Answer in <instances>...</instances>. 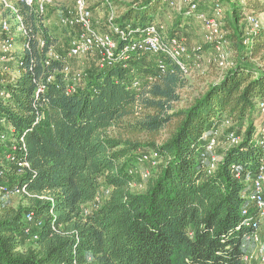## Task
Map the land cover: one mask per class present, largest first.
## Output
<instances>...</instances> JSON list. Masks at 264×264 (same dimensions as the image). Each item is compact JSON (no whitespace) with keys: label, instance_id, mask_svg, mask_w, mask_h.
Returning a JSON list of instances; mask_svg holds the SVG:
<instances>
[{"label":"trees","instance_id":"16d2710c","mask_svg":"<svg viewBox=\"0 0 264 264\" xmlns=\"http://www.w3.org/2000/svg\"><path fill=\"white\" fill-rule=\"evenodd\" d=\"M172 2L122 3L119 16L114 0H106L107 20L114 13L119 28L146 26ZM196 3V13L179 8L176 25L184 15L200 18L204 9L219 7L228 64L216 61V80L183 109L176 106L189 86V61L204 52L219 57L222 41L189 50L187 73L164 56L143 55L93 71L71 94L63 73L67 60L49 55L56 40L47 24L53 6L39 15L23 3L15 4L17 12L0 3L1 34L7 39L18 33L23 43L13 78L0 74V149L8 162L0 167L1 183L20 191L24 203L14 207L0 194V264H244L256 221L243 212L252 210L250 184L264 165L258 108L264 102V23L254 31L248 18L259 20L264 5ZM18 17L27 35L19 31ZM11 55L2 52L8 62ZM42 82L46 91L37 96ZM230 134L238 138L234 145ZM205 137L224 145L213 170ZM145 155L155 163L151 174L142 171ZM140 186L143 191H133ZM102 193L99 207H87ZM29 213L35 215L32 225Z\"/></svg>","mask_w":264,"mask_h":264},{"label":"built area","instance_id":"2783aa9c","mask_svg":"<svg viewBox=\"0 0 264 264\" xmlns=\"http://www.w3.org/2000/svg\"><path fill=\"white\" fill-rule=\"evenodd\" d=\"M57 1L58 0H0V3L14 12H17L15 4L23 3L27 7L34 9L37 14L44 15L47 9L54 6ZM109 1L110 0H107V2ZM184 2L189 7V14L198 11L196 0H184ZM221 14L222 10L218 7L215 10L216 16L211 18H207L205 15L200 16V19L206 24V29L209 31V36L207 38L209 41L223 39L220 23L216 20ZM114 18L115 15L112 13L108 19V22L111 24L110 31L112 34L100 33L94 26L93 15L89 9L87 0H75V6L61 12L59 20L61 26L75 30V35L72 37L68 47V57L80 58L82 56L95 54L100 61V68L102 69L112 67L114 64L121 61L128 63L138 56L149 55L157 57L161 55L172 60L182 71L187 73L184 58L189 56V50L180 39L168 36L165 33L164 26L153 23L138 27L128 26L123 29L113 24ZM17 20L19 23V31L27 35L22 19L18 17ZM248 21L254 31L261 25L260 21L253 17H249ZM3 30L9 31V26L6 22L3 23ZM40 45L44 46V42L40 41ZM14 49L15 39L13 37L5 39L2 52L9 54L14 52ZM197 50H199V48ZM222 50V45L217 47V51L221 53L219 64L224 66V59L227 57V54H224ZM49 55L56 59H63L54 52V48L49 50ZM159 67L163 72L165 71V64L163 61H159ZM68 69L69 68H65L63 72L66 76H68ZM53 79L54 77L50 76L47 79V83H51ZM138 86L139 83L134 84L135 88ZM46 87V84L43 82L39 83L37 96L46 91ZM76 90L77 89L72 85L67 86L68 93H75ZM258 108L264 121V102H260ZM207 139V153L210 160V169L213 170L217 161L215 155L217 139L216 137ZM227 139L230 145H234L238 142V138L234 134H230ZM150 159L151 157L148 155L143 157L144 161H149ZM2 179L3 174L0 173V194L8 196L11 194V190L8 186L1 183ZM250 189L251 193L247 196V199L252 205V210L246 209L243 214L248 218L253 214L256 224L254 225V232L248 239L249 244L245 247L246 253L243 258V263L264 264V234H261L262 229H264V165L260 168L257 177L251 181ZM16 193L19 194L20 191H16ZM26 221L30 225L35 223L34 213L27 214ZM37 225L40 226L39 223H37ZM26 234H32L30 228L26 230ZM32 237L33 240L38 238L36 234ZM251 244L254 245V252L249 254V247Z\"/></svg>","mask_w":264,"mask_h":264},{"label":"rangeland","instance_id":"374dc122","mask_svg":"<svg viewBox=\"0 0 264 264\" xmlns=\"http://www.w3.org/2000/svg\"><path fill=\"white\" fill-rule=\"evenodd\" d=\"M69 5V9L73 8L75 6V0H66ZM134 0H114V11L116 15H121V12L123 11L120 5L124 4H131ZM175 5H172V7H167L161 14H158L156 21L154 24H159L164 26L165 33L170 36L173 35V31L177 34L178 38L186 45L188 50H192L193 48L196 49L201 44L208 41L209 31L206 29V24L204 21L197 16L192 17H186L185 15L181 17L182 21L178 22L179 24L176 25L175 19L179 16V8H185L187 7V4H185L184 0H172ZM261 3L264 5V0H260ZM88 4L91 6V10L93 12L94 17V23L95 28L100 33H107L110 34V25L107 20V7H106V0H87ZM118 5L120 8H118ZM61 8V3L58 4V6H55L51 8L48 11L47 18L50 19V22L48 21L47 24L50 27L51 32L56 37L55 39V45H54V52L58 55H60L62 58H65L67 60V66L66 68H69L68 70V76H67V83L68 85H72L74 88L77 89L79 83L83 82L84 80L88 79V76L91 75V73L95 70H98L100 68V61L98 57L95 54L88 55V56H82L80 58H70L68 57V47L70 44V41L72 37L75 35V30L73 29H67L60 25L59 19L61 12H58ZM227 8L223 7L224 15H226ZM0 12H5L0 8ZM205 16L207 18H211L216 16L215 12H212L211 9L206 8L204 9ZM259 18L260 23H264V13H257L256 14ZM1 13H0V19H1ZM186 17V18H185ZM11 18V17H10ZM217 22L222 21L220 19V16L217 17ZM12 27H14V31L17 30V26L15 25V21L13 20L11 22ZM180 24H182L180 26ZM180 26V27H179ZM16 33V31H15ZM112 34V33H111ZM21 36L16 33L14 39H15V49L14 52H12L11 59L9 62L7 60H3L2 56V50L3 45L5 42L4 36L0 32V74L6 73L11 78H13L15 70V61L16 57L19 54V58L23 57V43L20 38ZM216 39V38H214ZM225 39V38H223ZM220 39H216L215 41H222V47H224V41ZM223 51V50H222ZM224 52V51H223ZM226 54V52H224ZM230 56V55H229ZM195 58V57H194ZM151 57L147 60V63L152 61ZM198 58H191V61H189V68L190 73L188 76L189 79V86L181 91L182 99L181 102H179L176 106L177 109H183L185 108L187 101H189L191 98L198 95L200 92H204L207 88V86L216 80V75L220 73V71L217 69V66L215 64L216 61H219V57L215 55V53L208 54L207 52L202 53L200 55V59ZM228 56L224 59V66L225 67L228 62ZM7 65H10L9 68ZM200 66V68H198ZM7 67V70H5ZM1 88V84H0ZM220 130L219 136L223 137V133ZM169 131L163 132V138L167 139ZM222 133V134H221ZM218 136V137H219ZM219 139V138H218ZM223 142H218L217 150L215 152L216 156L220 154L221 148L223 147ZM7 152L4 150L2 151L0 149V167H7ZM155 168V163L150 160L148 162H145L142 164V171L144 173L151 174ZM144 183V181H141V183ZM144 188L135 187L133 188L134 192H141ZM105 197V194L102 193L100 197L97 199V201L93 202L92 204L88 205L87 207H99L102 204V201ZM5 200L9 202L14 207H19L20 205H24L22 198L19 194L15 192H11L10 195L6 196ZM263 230V229H262ZM262 234V231H261ZM32 243H28L27 246H30Z\"/></svg>","mask_w":264,"mask_h":264},{"label":"crops","instance_id":"0c3cea01","mask_svg":"<svg viewBox=\"0 0 264 264\" xmlns=\"http://www.w3.org/2000/svg\"><path fill=\"white\" fill-rule=\"evenodd\" d=\"M60 3H61V6H63V7H69L68 2L66 0H58L57 4L55 6H58V4H60ZM55 6H53V7H55ZM89 6H90V4H89ZM252 215L253 214H251V217H252ZM262 234H264V229L262 230ZM253 252H254V245L251 244L249 247V254H252Z\"/></svg>","mask_w":264,"mask_h":264}]
</instances>
